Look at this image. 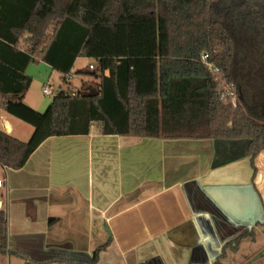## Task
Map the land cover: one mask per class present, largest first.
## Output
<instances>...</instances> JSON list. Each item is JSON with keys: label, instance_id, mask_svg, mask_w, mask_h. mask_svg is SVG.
Wrapping results in <instances>:
<instances>
[{"label": "trees", "instance_id": "1", "mask_svg": "<svg viewBox=\"0 0 264 264\" xmlns=\"http://www.w3.org/2000/svg\"><path fill=\"white\" fill-rule=\"evenodd\" d=\"M204 53L238 91L237 107L221 98ZM80 57L100 68L89 69L97 94L60 85L44 113L11 98L31 87V63L68 83ZM0 107L34 126L28 142L0 129V165L13 170L49 137L89 134L94 123L105 135L245 138L254 158L264 150V0H0ZM238 248L226 243L213 264ZM0 253L22 256L1 209Z\"/></svg>", "mask_w": 264, "mask_h": 264}, {"label": "crops", "instance_id": "2", "mask_svg": "<svg viewBox=\"0 0 264 264\" xmlns=\"http://www.w3.org/2000/svg\"><path fill=\"white\" fill-rule=\"evenodd\" d=\"M0 116L13 135L12 122ZM188 139L190 152L182 144ZM248 144L105 135L95 123L89 134L51 136L23 168L0 165L9 248L22 255L0 253V264H68L50 258L59 249L89 264L97 249L91 230L81 229V246L73 227L64 244V224L103 225L109 244L98 264H213L236 240L225 264H264V245L241 251L264 228V150L252 158Z\"/></svg>", "mask_w": 264, "mask_h": 264}, {"label": "rangeland", "instance_id": "3", "mask_svg": "<svg viewBox=\"0 0 264 264\" xmlns=\"http://www.w3.org/2000/svg\"><path fill=\"white\" fill-rule=\"evenodd\" d=\"M94 64L97 67V62L93 58L89 57H81L78 58L74 65V71L75 74L74 77L68 81V83L64 82L61 78V75L57 71H53L52 75V69L49 68L48 64L45 62H39V63H31L29 66L28 74L32 76L33 82L31 84V87L26 92V95L23 99V102L30 106L31 108L35 109L36 111L40 113H44L47 111L49 105L51 104L53 100V96H47L43 93V87L45 83H48V80L50 83L54 86V88H58L60 85H62L64 88H67L68 86L80 90H87L88 88L92 87L95 90L98 89V85L100 82V78L93 75L91 71L89 70V65ZM95 72L100 73V68L97 67ZM99 75V74H98ZM0 115H3L5 118L10 120L14 126V132L13 135L18 137L19 139L23 140L24 142H28L32 134L34 132V126L31 124L25 122L24 120L7 114L1 107H0ZM1 123V120H0ZM188 142H183V147H187V152H190L189 149L191 146V143H189V139L186 140ZM192 141V140H191ZM189 146V147H188ZM8 213V212H7ZM8 219V216H7ZM63 228L60 229V237L62 238V242L64 244H67L70 242V237L66 236V233H72V228L74 227V233L78 234L79 238V245L86 242V236L83 237L80 233L82 232L81 229H90L91 230V243L93 242L95 244V247L98 248L100 245H103L107 242L109 235L108 233L103 229V225H61ZM86 232V231H85ZM86 234V233H85ZM81 236V237H80ZM75 242V241H74ZM264 245V228H261L257 234V241L256 243L253 241L252 238H247L244 242L243 248L241 251H246V255L249 253H252L253 251H256L260 248V246ZM82 246V245H81ZM232 251V250H228ZM231 257H234L233 255ZM263 260H260L257 262V264L262 263ZM105 262V261H104Z\"/></svg>", "mask_w": 264, "mask_h": 264}, {"label": "built area", "instance_id": "4", "mask_svg": "<svg viewBox=\"0 0 264 264\" xmlns=\"http://www.w3.org/2000/svg\"><path fill=\"white\" fill-rule=\"evenodd\" d=\"M202 61L205 63V65L211 71L212 75L215 77L219 87V93L221 95V98L230 100L232 105L237 107L239 104L240 95L236 90V88L234 87V85L230 84L228 80L225 78L223 70L210 59V55L208 53H204L202 55ZM97 67L94 64L89 65L90 70H96ZM104 74L109 75V70L108 69L104 70ZM72 76L73 75L70 73L67 77V81H70ZM58 90L59 87L57 89L54 88V86L50 82H48L43 87V93L47 96H53V95L55 96ZM0 120H1L0 129L10 134L11 132L10 126L6 123L5 119H3L2 116H0ZM2 182L3 179H0V185L2 184Z\"/></svg>", "mask_w": 264, "mask_h": 264}, {"label": "water", "instance_id": "5", "mask_svg": "<svg viewBox=\"0 0 264 264\" xmlns=\"http://www.w3.org/2000/svg\"><path fill=\"white\" fill-rule=\"evenodd\" d=\"M95 94H97L96 90L94 88L90 87L89 91L87 92V95H95ZM23 96H24V92H20V93L12 94L11 98L14 99L16 102H22ZM241 99H242L243 105L246 106V104H247L246 101L243 98H241ZM251 116L256 118V116L254 114H252V113H251ZM263 122H264V120H263ZM57 251H58L57 253H55L52 257H50L51 259H54V258L66 259V260H72V261H74L76 263H82L77 258V256H78L77 253L66 252V250H62V249H59ZM219 256H217L215 259H217ZM92 262H93V258H92V261L89 264H92Z\"/></svg>", "mask_w": 264, "mask_h": 264}]
</instances>
